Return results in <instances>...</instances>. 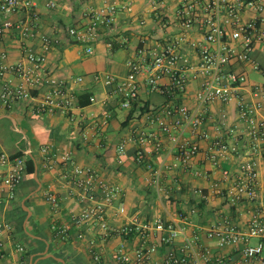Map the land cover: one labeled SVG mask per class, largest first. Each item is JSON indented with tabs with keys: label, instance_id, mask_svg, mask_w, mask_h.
I'll use <instances>...</instances> for the list:
<instances>
[{
	"label": "built area",
	"instance_id": "1",
	"mask_svg": "<svg viewBox=\"0 0 264 264\" xmlns=\"http://www.w3.org/2000/svg\"><path fill=\"white\" fill-rule=\"evenodd\" d=\"M149 21L154 23L149 32H143L126 60L124 77L106 72L94 75L102 79L116 97L121 108H139L137 116L143 121L131 125L116 151V163L124 164L128 146L134 147L135 161L143 165L151 184L159 194H169V187L180 188L183 174L205 177L207 171L195 165L196 156L202 150L201 140H207L205 158L221 170L226 185L216 188L217 194L230 206L250 204L258 199L260 172L256 154L264 156V83L251 82L245 71L236 70L237 64L249 65L263 72L256 59L257 47L264 43V0H145ZM133 1L104 2L88 9L87 22L82 26L66 29L65 40L83 44L88 54L94 52V44L101 32L116 21L119 9H127ZM39 0H0V42L11 35L20 44L19 59L9 60L8 52H0V107L23 106L33 115L51 114L56 111L69 114L74 121V110L81 106L68 80L50 73L46 68L48 54L61 43L62 38L40 29ZM44 6L54 8V0H44ZM145 18L138 24L144 27ZM129 39L124 37L122 43ZM112 48V41L107 42ZM75 82L83 81L82 77ZM196 88L192 89V83ZM163 98L157 105L140 101L142 90ZM193 90V92H191ZM189 99L194 101L190 103ZM90 102L96 101L94 96ZM214 102L234 104L238 119L246 124L249 136L248 158L231 170L222 163L240 152L236 140H228L221 133L222 121L215 133L204 128L213 118L209 112ZM140 105V107L138 106ZM96 129L105 128L111 114L104 110L93 114ZM227 134L237 139L235 128ZM86 138L87 133L83 134ZM195 139H192V137ZM40 151L48 167L59 166L60 178L69 188L81 210L71 213L68 222L51 225L60 238L70 236L77 229V238H86L85 227L98 225L99 237L121 236L133 239L135 264H254L264 261V218L259 211L248 221L247 229L235 225H214L206 231L213 245L201 242L197 231L188 227L187 218L130 217L128 222L112 225L107 222L110 208L125 215V192L119 184L106 180L91 166L75 161L71 151L61 150L55 144H43ZM0 186L7 198L13 199L26 172V157L0 154ZM170 181L169 185H165ZM199 201H204L203 188L195 190ZM47 202L53 210L60 207V197L47 191ZM196 211L195 208L192 210ZM13 231L9 222L0 221L1 231ZM103 230V232H102ZM251 239H256L251 242ZM3 241L0 238V246ZM239 246L224 252L229 246ZM94 264L102 263L96 237L88 239ZM161 248L165 254L160 261L153 256ZM213 248H217L214 251ZM19 252L24 251L17 244ZM115 261L124 264L132 257L119 247Z\"/></svg>",
	"mask_w": 264,
	"mask_h": 264
},
{
	"label": "crops",
	"instance_id": "2",
	"mask_svg": "<svg viewBox=\"0 0 264 264\" xmlns=\"http://www.w3.org/2000/svg\"><path fill=\"white\" fill-rule=\"evenodd\" d=\"M54 1L56 6L48 9L43 4L44 0H39L37 8L40 12V29L62 38L61 43L48 54L45 65L50 73L68 80L76 102L81 107L74 110V121L69 119L68 113L60 111L33 115L23 106L0 107V154L14 155L22 150L35 161V173L29 175L25 172L13 199H8L6 191L0 186V221L9 222L13 226L12 232H0L3 241L0 246V264H94L88 247V239L91 237H96L102 255L101 264H119L115 261V253L119 247H123L132 257V261L124 264H135L133 260L136 241L121 236L102 235L101 239L98 225L85 227L86 238L83 240L77 238L75 227L67 238L55 235L51 225L68 222L71 213L81 210V204L69 195L68 186L60 178L62 169L59 166L48 167V162L40 151L43 144L53 143L61 150L71 151L77 163L91 166L106 180L122 186L127 214L121 215L115 208H110L107 214L109 224H124L135 215L177 219L181 214L187 218L190 228L188 232L191 229L197 231L201 242L213 245L205 234L208 228L231 224L240 230H246L249 218L254 212L259 211L264 218V156L261 154L255 156L260 172L258 199L239 206L228 205L216 192L218 186L226 185L227 182L222 179L220 168L205 158L207 140H201L202 150L195 159V165L207 171V175L195 177L192 174H183L180 188L169 187V194H159L151 184L146 168L135 161L132 145L128 146L124 164L116 163L119 141L128 134L131 125L142 122L143 117H136L139 108L133 107L131 118L125 125L122 124L132 110L121 108L116 97L110 93L109 87L102 79L95 80L94 75L106 72L120 77L126 75V60L133 54L139 36L151 29L149 26L146 27L149 30L144 31L145 28L138 24L140 17H149L147 8L143 6L144 0H130L133 3L127 9L118 10L115 23L101 32L92 54L86 53L83 44L65 40L67 27L85 24L88 19L86 11L102 5L105 1L122 3L127 0ZM124 37L129 39L127 44L122 43ZM109 41L113 43L112 48L107 46ZM1 51L8 52L9 60H17L20 44L11 35H6L0 42ZM256 59L264 68V43L258 45ZM106 61L111 71H102V62ZM233 67L245 71L251 82L264 83L263 72L255 71L246 64ZM252 71L258 73L261 78H251ZM78 77H82L83 81L75 82ZM196 86L194 82L191 88ZM91 96H94L96 101L90 102ZM81 99L88 103L81 105ZM162 100L163 98L155 93L144 89L141 91L140 101L148 103L149 106L160 104ZM189 102L194 103L191 99ZM104 110L111 114L109 124L105 128L96 129L93 127V114ZM209 112L213 120L207 122L204 128L214 134L216 125L222 121L221 115L225 113L221 133L228 140H236L239 145L240 152L222 163L223 167L234 170L240 161L250 156L246 124L238 119L234 104L214 102ZM261 114L264 116V110ZM229 128H235L237 139L227 134ZM84 133H87L86 138ZM2 169L0 165V170ZM169 184L170 181H166L165 185ZM197 188H203L206 194L204 201L198 202L199 198L195 193ZM47 191H52L60 197V207L56 211L46 200ZM193 208L196 211L193 212ZM255 241L256 239H251V242ZM17 244L24 246L23 252L16 249ZM239 246L241 245L229 246L223 251L236 253ZM213 250L217 251V248ZM164 254L165 250L161 248L153 256V260L160 261ZM254 264H264V261H256Z\"/></svg>",
	"mask_w": 264,
	"mask_h": 264
},
{
	"label": "trees",
	"instance_id": "3",
	"mask_svg": "<svg viewBox=\"0 0 264 264\" xmlns=\"http://www.w3.org/2000/svg\"><path fill=\"white\" fill-rule=\"evenodd\" d=\"M81 105H85L88 102L83 101L82 99L80 100ZM133 113V110L130 112V114L128 115V118L122 122V124H126L129 119L131 118V115ZM13 156H26V172L29 175H33L35 173V161L32 157L25 155L24 152L22 150H19L18 152H16Z\"/></svg>",
	"mask_w": 264,
	"mask_h": 264
},
{
	"label": "rangeland",
	"instance_id": "4",
	"mask_svg": "<svg viewBox=\"0 0 264 264\" xmlns=\"http://www.w3.org/2000/svg\"><path fill=\"white\" fill-rule=\"evenodd\" d=\"M144 3H145V5H143V6H145V8H147L148 7V4H147V2L145 0H144ZM145 18L147 20V23H146V25L143 28H145L144 31H146V30L148 31L149 29L146 28V27L152 26V25H154V23H152L151 21H149V17H147V15H145ZM102 71H111L110 68H109V66H108L107 61L106 62H102ZM250 77L251 78H254V79L261 78V77H259V74L256 73L255 71H252L251 72Z\"/></svg>",
	"mask_w": 264,
	"mask_h": 264
}]
</instances>
